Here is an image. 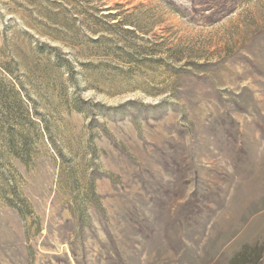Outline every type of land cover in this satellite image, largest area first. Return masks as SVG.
Here are the masks:
<instances>
[{
  "label": "rangeland",
  "instance_id": "374dc122",
  "mask_svg": "<svg viewBox=\"0 0 264 264\" xmlns=\"http://www.w3.org/2000/svg\"><path fill=\"white\" fill-rule=\"evenodd\" d=\"M256 245L264 0H0V264Z\"/></svg>",
  "mask_w": 264,
  "mask_h": 264
},
{
  "label": "trees",
  "instance_id": "16d2710c",
  "mask_svg": "<svg viewBox=\"0 0 264 264\" xmlns=\"http://www.w3.org/2000/svg\"><path fill=\"white\" fill-rule=\"evenodd\" d=\"M263 259V249L256 245L254 247L246 246L242 252L234 257L230 264H259ZM253 260L252 263H250Z\"/></svg>",
  "mask_w": 264,
  "mask_h": 264
}]
</instances>
